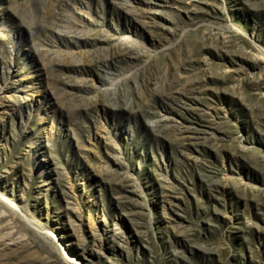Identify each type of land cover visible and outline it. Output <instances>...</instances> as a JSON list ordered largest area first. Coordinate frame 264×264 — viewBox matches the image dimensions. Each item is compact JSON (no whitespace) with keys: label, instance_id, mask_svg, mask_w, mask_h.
I'll list each match as a JSON object with an SVG mask.
<instances>
[{"label":"rangeland","instance_id":"1","mask_svg":"<svg viewBox=\"0 0 264 264\" xmlns=\"http://www.w3.org/2000/svg\"><path fill=\"white\" fill-rule=\"evenodd\" d=\"M0 264H264V0H0Z\"/></svg>","mask_w":264,"mask_h":264}]
</instances>
